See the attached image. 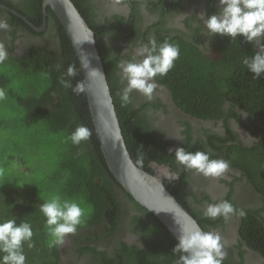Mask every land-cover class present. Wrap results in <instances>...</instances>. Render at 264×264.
Masks as SVG:
<instances>
[{
    "label": "trees",
    "instance_id": "obj_1",
    "mask_svg": "<svg viewBox=\"0 0 264 264\" xmlns=\"http://www.w3.org/2000/svg\"><path fill=\"white\" fill-rule=\"evenodd\" d=\"M72 1L89 27L95 31L96 45L104 66L122 135L134 163L150 173L153 172L147 166L148 163H169L173 170L178 172L179 177L163 181L168 191L193 215L204 231H207L209 227L222 225L225 222L223 218L205 220L196 215L190 207L184 188L188 171H185L182 166L177 167L174 157L159 145L162 141L151 137L154 130L149 127L142 113L144 107L150 102L147 105L142 103L135 106L131 101L127 106H121L117 92L123 86L118 84L119 80L116 77L112 76L119 57L116 58L104 50L100 36L102 33L111 35L121 33L126 39L143 33L147 41L155 38L159 43L167 39L178 44L180 55L174 67L166 76H157L155 79L159 85L169 90L172 100L180 109L199 119L220 118L224 114L223 103L229 101L243 109L248 114V119L260 118L261 121L264 114V77L254 79L253 74L243 63L246 57L250 58L255 53L256 46L245 42L242 36L231 40L227 35H211V47L219 56L213 59L204 55L199 46L205 39L201 34L199 27L201 22L198 18L197 25L189 24L190 18L185 20L188 33L178 28L167 27L160 19L148 25L144 31H140L137 29V16L133 20L131 18L124 20L114 16V21L109 19L105 22H98L92 12L90 0ZM133 1L135 7L138 3H144L149 11L160 9L166 15L186 0ZM0 2L16 10L36 26H41L42 0H18V2L0 0ZM0 12L5 13L12 25H22L35 34V31L14 13L3 9H0ZM194 19L197 20L196 16ZM46 20L47 30H51L52 37L55 41L57 40V50L49 49L44 45H36L28 48L21 55L8 54V58H11L19 70L29 75L33 72V75L39 79L35 94L31 93L27 98L20 100L27 115L26 122L30 124L33 118L39 117L46 123L48 130L61 131L66 138L81 124L87 126L92 133L91 138L88 141H82L80 145H73L70 140H65L64 148L59 151L56 167L50 172L48 182L54 190L63 193L62 195L82 201L89 207L85 222L78 226L76 231L88 228L85 234L87 239L93 234L101 238L109 237L116 229L119 219L123 218L119 227L136 234L144 243L142 246L128 245L118 240L113 242L112 248L115 250L110 254L106 250L99 251L89 244L81 246L78 250L80 253L90 252L93 256V264H175L179 255L173 253L178 243L176 238L158 218L139 205L124 190L109 170L97 138L86 93L76 95L71 88L61 85V77L64 76L70 64H75L77 69V75L68 78L73 86L78 80H83L82 71L63 25L49 6ZM132 30V34L129 35ZM1 77L0 84H4L6 80ZM150 104L153 109L157 106L154 103ZM230 114L238 118L237 114ZM241 123L245 125L242 120ZM258 131L261 132V129L257 128ZM230 136L233 134L230 133ZM208 137L210 138V151L219 154L218 145L221 141L218 140L222 138ZM197 148L204 150L201 144H198ZM223 157L231 167L239 169L247 182L264 198V135L252 145H244L242 142L227 144L226 149L223 150ZM252 162L254 166L251 165ZM115 187L126 196L130 203L128 208L133 210V214L130 215L131 211L127 209L121 215ZM43 202V198H39L28 189L0 190V221L15 219L18 224L27 221L32 226L34 246L29 248L27 242L24 244L26 264H59L60 262L59 246L53 248L47 246L49 237L45 227V217L40 211V205ZM241 209L244 210L245 215L240 218L239 235L249 248L264 258V217L260 214L263 206L259 208L241 207ZM76 236H78L77 240H83V235L77 234ZM238 241L240 243L236 248L239 249L241 240ZM242 252H238L239 258ZM232 262L239 264V261H235L232 255L228 256L223 264H233Z\"/></svg>",
    "mask_w": 264,
    "mask_h": 264
},
{
    "label": "flooded vegetation",
    "instance_id": "obj_2",
    "mask_svg": "<svg viewBox=\"0 0 264 264\" xmlns=\"http://www.w3.org/2000/svg\"><path fill=\"white\" fill-rule=\"evenodd\" d=\"M11 1L18 2V0ZM144 2L146 1L144 0ZM0 4L7 6L1 2ZM90 4L92 12L98 22H105L109 19L114 21V16L121 19L123 18L124 20H128L129 18L133 20L134 17L137 16L136 24L137 29L140 31H144L148 25L160 19L164 21L167 27L178 28L188 33L185 20L190 18L189 24L197 25L199 19L201 22L199 24L201 34H203L205 39L204 42L199 45L202 52L209 58L216 59L219 57L211 47V34L204 28L203 20L200 17V14H204L205 18L215 14L219 8V0H186L175 10L166 15L163 14L160 9L149 11L144 3H138L135 7V2L133 0H90ZM7 8L8 9H3L0 7V9L13 13L11 7L7 6ZM194 16L198 19L195 20ZM0 18L7 19L5 13L2 12H0ZM7 21L10 28L7 31H0V42L5 45L8 54L21 55L25 50L36 45H44L49 49L57 50V40L55 41V38L52 37V31L47 30L48 23L46 19L45 27L41 30H36L28 24L35 31V34L31 33L22 25L14 26L9 22V19H7ZM43 22L44 19H42V24L39 27L43 26ZM132 32L133 30L130 31L129 35H131ZM100 40L107 53L114 55L116 58L119 57L117 66L112 71V76L119 80L118 84L124 86L126 81L122 79L121 70L118 65L122 61L126 62L134 58L141 59V57L136 56V51L141 44H147L148 41L144 38L143 33L140 35L137 34L132 38L127 37L126 39H124L121 33L114 35L102 33ZM131 101L135 106H139L142 103L147 105L148 102L157 104L156 108L153 109L152 105L149 103L144 107L142 113L149 127L154 130L151 137L154 139L157 138L160 142L162 141L159 145L163 146L165 152L170 153L173 157L175 156V149L178 147H184L186 151L195 152L200 150L197 148V145L201 144L202 147L204 146L203 151H209L213 153V155H216H212L211 158H222L225 160V157H223V150L226 149L227 144L242 142L244 145H252L264 135V114L261 121L260 118L248 119V114L243 109L236 104H231L229 101L223 103L222 108L224 114L217 119H199L190 116L174 103L169 90L159 84L152 100H148L139 92L134 91L131 94ZM230 113L237 114L238 118L232 116ZM241 120L245 125L241 123ZM257 128L261 129V132H257ZM251 130H253V132ZM230 133H232L233 136H230ZM208 136L212 138H215V136L222 138L218 140L221 141V143L218 142V147H220L219 154H216L215 151H210V138ZM176 137H180L181 140ZM174 161L177 167H181V165L176 162L175 157ZM147 166L151 168L154 174L159 175L163 181L167 180L164 177L169 173H175L177 177H179L178 172L174 171L169 163L158 164L156 162H150ZM184 188L187 193L186 198L190 207H192L196 215L200 216L202 219H211L204 216V210L208 204L218 203L223 200L231 202L238 209H241V207L259 208L263 206L260 214L264 217V198L247 182L246 178L237 168L230 166L228 171L219 178L204 177L194 171H188ZM115 192L119 200L121 215L126 212L125 210L127 209L131 211V213H129L130 215L133 214V210L128 208L130 203L123 192L118 190L117 187H115ZM219 218L222 217L211 220H217ZM240 218L241 216L234 214L228 220H224L225 222L222 225L209 227L207 231L219 233L223 241L226 242L225 250L227 255L225 260H227L228 256L232 255L235 261H239V264H264V258L242 241L238 232ZM122 221L123 218H120L116 229L109 237L105 236L106 238H101V236L93 234L87 239L85 232L82 234L76 232L78 235H83V240L80 241V239L77 240L78 236L75 234L74 236H71L72 234L67 235L64 243L59 246L61 256L59 264H93V256L90 252L84 251L80 253V250H78L85 244L95 246L99 251L106 250L108 254L115 250L112 248V244L118 240H122L128 245H144L143 241L136 234L124 231L122 227H119ZM83 229L84 228H82V230ZM92 232H94V229H92ZM238 240H241L239 249L236 248L240 243ZM240 251H243L242 256L240 254L241 258L238 256V252ZM241 259L243 263H241Z\"/></svg>",
    "mask_w": 264,
    "mask_h": 264
},
{
    "label": "clouds",
    "instance_id": "obj_3",
    "mask_svg": "<svg viewBox=\"0 0 264 264\" xmlns=\"http://www.w3.org/2000/svg\"><path fill=\"white\" fill-rule=\"evenodd\" d=\"M200 17L204 28L212 36L227 35L231 40L242 36L245 42L254 44L257 50L250 58L246 57L243 63L254 79L264 77V0H219V8L215 14L207 18L200 14ZM9 28L7 19L0 18V31H7ZM88 42L94 41L92 39ZM179 55V45L167 39L158 43L155 38H150L147 44H141L136 51V56L141 59L122 61L118 65L122 79L126 81L123 88L117 92L121 106L125 107L131 103V94L134 91L152 100L158 88L155 78L166 76L174 67ZM7 59V49L0 42V64ZM82 67L87 70L88 80H78L72 85L68 78L77 75L75 64L67 67L60 80L63 87L71 88L76 95L87 93L89 82L97 75H102L99 69L90 67L89 60ZM4 98L3 91H0V100ZM91 135V130L81 124L66 139L73 145H80L82 141H88ZM176 138L181 140L180 137ZM174 157L185 171H194L204 177H222L230 167L228 161L211 158V153L207 151L190 152L184 147H178ZM164 178L174 180L178 177L175 173H169ZM40 211L45 217L49 248L62 245L67 235L75 234L87 215V210L80 202L62 198L59 194L46 199L40 205ZM234 214L244 216L245 212L227 200L210 203L204 210V216L211 219L222 217L228 220ZM33 235L32 226L27 221L19 224L15 219L0 221V264H26L24 244L27 242L29 248L33 247ZM178 241L173 249L174 254H179L175 264H223L227 255L226 242L217 232L204 231L198 227L191 230L181 228Z\"/></svg>",
    "mask_w": 264,
    "mask_h": 264
},
{
    "label": "water",
    "instance_id": "obj_4",
    "mask_svg": "<svg viewBox=\"0 0 264 264\" xmlns=\"http://www.w3.org/2000/svg\"><path fill=\"white\" fill-rule=\"evenodd\" d=\"M43 26L36 27L25 16L11 10L36 30L45 27L49 6L63 25L79 60L83 80H88L87 70L82 67L88 60L90 67L100 70L89 82L86 93L100 148L107 166L124 190L142 207L151 212L178 241L180 229L202 227L193 215L181 205L164 186L163 179L138 167L127 149L109 89L104 66L92 30L72 0H42ZM3 9L7 6L1 5ZM94 42H88L92 40ZM157 166V165H156ZM157 211H156V210ZM203 230V229H202ZM179 242V241H178Z\"/></svg>",
    "mask_w": 264,
    "mask_h": 264
},
{
    "label": "rangeland",
    "instance_id": "obj_5",
    "mask_svg": "<svg viewBox=\"0 0 264 264\" xmlns=\"http://www.w3.org/2000/svg\"><path fill=\"white\" fill-rule=\"evenodd\" d=\"M0 76L6 80L0 84V91L5 97L0 100V190L28 189L44 201L55 194L71 199L54 190L48 182L50 172L56 167L59 151L64 148L66 136L61 131L48 130L39 117L28 124L20 101L31 93L35 94L39 79L33 72L31 75L23 73L11 58L0 64ZM251 165L254 166L253 162ZM78 202L87 212L90 210L84 202ZM87 231L88 228H84L78 233Z\"/></svg>",
    "mask_w": 264,
    "mask_h": 264
}]
</instances>
